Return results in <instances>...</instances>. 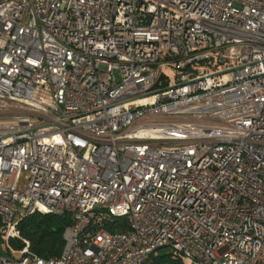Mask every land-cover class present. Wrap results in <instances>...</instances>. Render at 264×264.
<instances>
[{
  "label": "built area",
  "instance_id": "built-area-1",
  "mask_svg": "<svg viewBox=\"0 0 264 264\" xmlns=\"http://www.w3.org/2000/svg\"><path fill=\"white\" fill-rule=\"evenodd\" d=\"M35 212L70 216L56 257ZM163 247L264 264V0H0V264Z\"/></svg>",
  "mask_w": 264,
  "mask_h": 264
},
{
  "label": "trees",
  "instance_id": "trees-1",
  "mask_svg": "<svg viewBox=\"0 0 264 264\" xmlns=\"http://www.w3.org/2000/svg\"><path fill=\"white\" fill-rule=\"evenodd\" d=\"M70 224V216H63L53 213L35 212L25 216L19 223L18 229L21 236L29 241L30 249L37 255L47 258L58 256L64 246L63 231L66 225ZM109 231H123L126 229L125 218H114L104 224ZM11 243L21 247L23 243L12 239ZM153 263L162 264H183L182 260L171 253L163 256L153 255Z\"/></svg>",
  "mask_w": 264,
  "mask_h": 264
},
{
  "label": "rangeland",
  "instance_id": "rangeland-1",
  "mask_svg": "<svg viewBox=\"0 0 264 264\" xmlns=\"http://www.w3.org/2000/svg\"><path fill=\"white\" fill-rule=\"evenodd\" d=\"M169 248L168 247H163V248H160L157 250V252L154 254V255H160V256H163L165 254H167L169 252ZM182 263L183 264H193L191 261L189 260H182ZM157 264H162V263H157ZM167 264V263H165Z\"/></svg>",
  "mask_w": 264,
  "mask_h": 264
}]
</instances>
